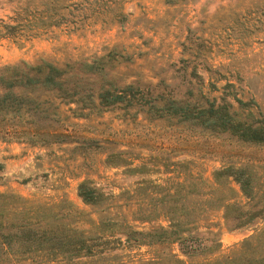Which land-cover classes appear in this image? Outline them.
Here are the masks:
<instances>
[{"label":"rangeland","instance_id":"obj_1","mask_svg":"<svg viewBox=\"0 0 264 264\" xmlns=\"http://www.w3.org/2000/svg\"><path fill=\"white\" fill-rule=\"evenodd\" d=\"M46 6L57 25H42ZM20 10L0 68L63 69L84 101L13 92L23 102L0 118V232L60 225L90 252L26 251L15 239L0 244V264H264V143L172 113L215 101L264 127V0H0V20ZM127 85L139 101L97 104ZM223 167H244L249 194L215 179ZM228 205L259 215L238 227Z\"/></svg>","mask_w":264,"mask_h":264},{"label":"trees","instance_id":"obj_2","mask_svg":"<svg viewBox=\"0 0 264 264\" xmlns=\"http://www.w3.org/2000/svg\"><path fill=\"white\" fill-rule=\"evenodd\" d=\"M20 11L14 12L15 16L8 18V21L0 20V38H12L16 33L23 29L20 23H11L10 21H17L18 16L22 13ZM24 11V10H23ZM46 14L39 17L42 25H57L58 20L54 18V8L45 7L38 12ZM29 19V18H28ZM32 19V18H31ZM66 71L53 67L45 62L37 66H31L26 63H21L12 66H3L0 68V118L4 120V116L11 112H18L22 106V100L14 95L15 89H22V92L27 94L34 93L39 90L52 91L59 97L65 99H79L84 101L80 96L75 86H69L67 78H64ZM70 83V82H69ZM75 83V82H73ZM67 84V85H66ZM125 88L128 91H121L113 93L104 90L97 94V104L101 107L114 106L118 103H125V105L136 100L139 101L141 96H136V93L131 90L132 85H127ZM86 98L91 99V95ZM92 101V99H91ZM215 101H206V106L197 105L195 108L188 109L181 106L172 108V113L181 115L185 119H197V122L203 125L210 126L212 129L220 132H228L236 135L243 140H249L256 143H264V127L260 125H253L252 122L236 117L235 112H229L230 104H215ZM240 108L247 109L251 103L237 100ZM83 105H86V103ZM220 176L232 177L235 182L239 184L242 192L249 194L248 184L249 176L245 174L244 167L233 168L223 167L214 172V177L217 179ZM95 191L86 185V182L79 184L78 194L85 203H95ZM234 212L235 225L243 226L251 223L259 214L256 212H245L240 207L228 205L225 208V213ZM50 225L49 228L40 227L39 224H30L25 222L22 224L21 232L4 234L0 232V244L5 249H11L15 239L19 240L24 249L40 250L49 249L52 252H58L66 257H78L82 254L90 252V246L81 232L74 229ZM41 228V229H40ZM12 235V236H11ZM34 247V248H32ZM264 260V258H262ZM226 264H233L227 262Z\"/></svg>","mask_w":264,"mask_h":264}]
</instances>
